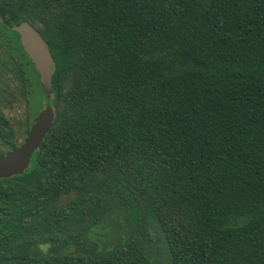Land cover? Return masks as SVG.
<instances>
[{"label":"trees","instance_id":"trees-1","mask_svg":"<svg viewBox=\"0 0 264 264\" xmlns=\"http://www.w3.org/2000/svg\"><path fill=\"white\" fill-rule=\"evenodd\" d=\"M53 57V121L0 177V264H264V0H0Z\"/></svg>","mask_w":264,"mask_h":264},{"label":"flooded vegetation","instance_id":"flooded-vegetation-1","mask_svg":"<svg viewBox=\"0 0 264 264\" xmlns=\"http://www.w3.org/2000/svg\"><path fill=\"white\" fill-rule=\"evenodd\" d=\"M17 25L0 21V156L25 142L36 116L50 104L51 97L20 43Z\"/></svg>","mask_w":264,"mask_h":264},{"label":"water","instance_id":"water-1","mask_svg":"<svg viewBox=\"0 0 264 264\" xmlns=\"http://www.w3.org/2000/svg\"><path fill=\"white\" fill-rule=\"evenodd\" d=\"M20 35V43L39 73V80L44 90H52L53 57L45 39L28 21H22L15 27ZM53 108L49 104L35 118L32 131L25 142L12 152L0 156V176L8 177L13 173H21L27 166L29 156L40 145L43 136L53 121Z\"/></svg>","mask_w":264,"mask_h":264}]
</instances>
